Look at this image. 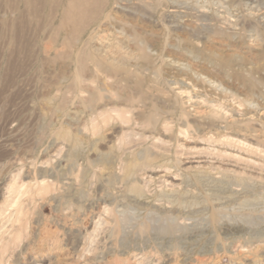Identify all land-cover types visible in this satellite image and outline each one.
Instances as JSON below:
<instances>
[{
    "label": "rangeland",
    "instance_id": "374dc122",
    "mask_svg": "<svg viewBox=\"0 0 264 264\" xmlns=\"http://www.w3.org/2000/svg\"><path fill=\"white\" fill-rule=\"evenodd\" d=\"M68 1L0 0V264H264V0Z\"/></svg>",
    "mask_w": 264,
    "mask_h": 264
},
{
    "label": "bare ground",
    "instance_id": "6f19581e",
    "mask_svg": "<svg viewBox=\"0 0 264 264\" xmlns=\"http://www.w3.org/2000/svg\"><path fill=\"white\" fill-rule=\"evenodd\" d=\"M83 1L84 0H70L67 2L66 6H65V10H64V14H63V22L69 28V30H68V41H67L68 46H71L72 44L77 42L78 37L80 36V34L84 30V28L87 26L86 21H85L87 15H92L94 20H97L98 18L101 17V1L102 0H92V4H90V6H87V7L81 6ZM135 1L141 2L142 4L144 3V0H135ZM94 20H92V21H94ZM130 32H131L130 33L131 35H129V36H131L133 38V39L131 38L132 40H134V41H138V40L140 41L141 40V39H139L140 34L138 35L133 30H130ZM146 45H147V42L145 40L139 42V53L141 54L142 59L143 58L146 59V56H147V49L148 48ZM148 54H149V52H148ZM111 67H112V69H116L115 71H118L120 74L124 71V67L121 65H117V64L114 65L113 64V66H111ZM97 68L101 69V63L97 64ZM112 71H114V70H112ZM138 84H140V83H138Z\"/></svg>",
    "mask_w": 264,
    "mask_h": 264
}]
</instances>
